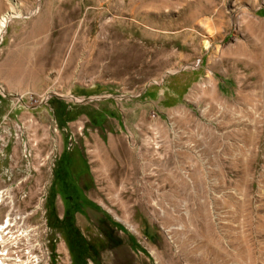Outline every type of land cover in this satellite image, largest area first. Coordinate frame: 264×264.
Segmentation results:
<instances>
[{
	"label": "rangeland",
	"instance_id": "obj_1",
	"mask_svg": "<svg viewBox=\"0 0 264 264\" xmlns=\"http://www.w3.org/2000/svg\"><path fill=\"white\" fill-rule=\"evenodd\" d=\"M5 14L0 125L22 126L0 171L45 212L56 263L264 264V57L246 62L264 0H0ZM72 153L87 202L65 222L50 185ZM78 227L99 255L79 256Z\"/></svg>",
	"mask_w": 264,
	"mask_h": 264
},
{
	"label": "built area",
	"instance_id": "obj_2",
	"mask_svg": "<svg viewBox=\"0 0 264 264\" xmlns=\"http://www.w3.org/2000/svg\"><path fill=\"white\" fill-rule=\"evenodd\" d=\"M18 102L22 103L23 99H18ZM21 126L15 124L12 131H6L0 125V163L10 159L5 149L10 139H18ZM14 175L13 168L0 171V264H58L47 240L45 212L35 218L33 208L21 210L16 192L21 181H16ZM24 198L26 195L22 194L20 199ZM70 263L67 260L65 264Z\"/></svg>",
	"mask_w": 264,
	"mask_h": 264
},
{
	"label": "flooded vegetation",
	"instance_id": "obj_3",
	"mask_svg": "<svg viewBox=\"0 0 264 264\" xmlns=\"http://www.w3.org/2000/svg\"><path fill=\"white\" fill-rule=\"evenodd\" d=\"M67 173L63 177H60L58 173L55 174L53 181L50 185V190L53 194H56L58 198L62 201L63 215L62 219L65 222H69L73 216V213L77 211H82L84 205L86 204L87 198L83 191V187L79 184L78 179L85 172L86 161L82 155L72 153L65 160ZM64 203V204H63ZM89 232L88 227L84 229L77 228L78 242L76 243V248L79 250V256L95 257L99 255L106 247L107 242L104 240L93 239L87 240L83 236V232ZM85 263L84 259L78 260V263Z\"/></svg>",
	"mask_w": 264,
	"mask_h": 264
},
{
	"label": "bare ground",
	"instance_id": "obj_4",
	"mask_svg": "<svg viewBox=\"0 0 264 264\" xmlns=\"http://www.w3.org/2000/svg\"><path fill=\"white\" fill-rule=\"evenodd\" d=\"M10 18H12V15H10V14H5L1 19H0V39H1V37H2V35L4 34V32H5V29H6V26H7V22H8V20H10ZM245 18V17H244ZM249 24V23H248ZM251 24H253V23H251ZM255 26V25H254ZM255 27H258L259 29H261V30H259V31H261V33H262V35L264 36V27H260L258 24H257V26H255ZM260 33V32H259ZM258 34V33H257ZM261 35V34H260ZM254 39H255V41H256V46H255V49L253 50V52L251 53V56L248 58V59H246V62L248 63V64H250V65H254V59H253V57H255V56H257V55H259V52L261 53V55H263V57H264V43L258 48V45H257V43L259 42L258 40H257V38H255L254 37ZM252 41V40H251ZM255 45V44H254ZM249 46V45H248ZM253 49V48H252ZM258 50H260V51H258ZM229 55V54H228ZM239 56V55H238ZM252 67V66H251ZM250 67V68H251ZM241 70V69H240ZM233 72V71H232ZM245 77V76H244ZM247 81V80H246ZM241 82V81H240ZM67 98H70V96L69 97H67ZM228 113V112H227ZM148 141V140H147ZM148 143V142H147ZM155 148H157V146L155 147ZM156 152V151H155ZM159 154V153H158ZM174 210H171L170 211V213H168V212H164L163 210H161L160 209V216L163 218V219H165L166 221H170V220H174L175 219V215H174ZM184 215H185V217H186V221L187 222H190V219H191V216H193L194 217V215H193V213L191 212V210H189L188 208H186L185 209V211H184ZM199 215V214H198ZM193 219V218H192ZM201 221V220H200ZM194 222V221H193ZM125 223H127V222H125ZM191 223V222H190ZM192 224V223H191ZM190 224V225H191ZM204 225V224H203ZM127 226H129L131 229H133V227L132 226H130V225H127ZM206 226H207V224H206ZM177 229H181L182 230V232H183V229L184 230H186L185 228L186 227H181V226H178V227H176ZM192 228V227H191ZM191 228L189 229V230H191ZM134 230V229H133ZM173 230H175V229H173V228H171V227H168L167 229H166V233H167V235L169 236L168 238L170 239V241L172 242V240H173V238H172V231ZM195 230V229H194ZM197 230V229H196ZM206 231H207V228H206ZM190 232V231H189ZM186 233V232H185ZM195 233H197V232H195ZM209 233V232H208ZM197 235V234H196ZM198 236V235H197ZM211 236V235H210ZM203 237V236H202ZM207 237H209V236H207ZM211 239H212V237H210ZM186 239V238H185ZM203 239H204V237H203ZM209 241H210V239H209ZM214 241V240H213ZM204 243V242H203ZM210 243V242H209ZM207 243V246H209L208 247V249H210V251H214L213 249H214V247H211V246H213V245H211L212 243ZM214 243V242H213ZM216 243V242H215ZM236 243V242H235ZM213 248V249H212ZM215 248H216V246H215ZM217 249V248H216ZM208 251V250H207ZM223 252V251H222ZM212 254V253H211ZM216 254H217V251H216ZM235 255V254H234ZM235 257V256H234ZM234 257H233V259H234ZM189 258V257H188ZM191 258V257H190ZM209 258V257H208ZM217 258V257H216ZM210 259V258H209Z\"/></svg>",
	"mask_w": 264,
	"mask_h": 264
},
{
	"label": "trees",
	"instance_id": "obj_5",
	"mask_svg": "<svg viewBox=\"0 0 264 264\" xmlns=\"http://www.w3.org/2000/svg\"><path fill=\"white\" fill-rule=\"evenodd\" d=\"M183 78L182 76L180 77H175L173 79V81L171 82V84H173L172 86L170 85V88L172 91H174V93L176 94H179V96H181L184 91H185V88H184V85H183ZM191 81H188V84H190ZM187 87V86H186ZM182 88V89H180ZM166 106H170L169 104H166Z\"/></svg>",
	"mask_w": 264,
	"mask_h": 264
}]
</instances>
